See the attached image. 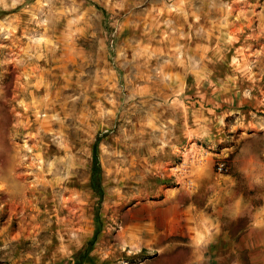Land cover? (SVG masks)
<instances>
[{
  "label": "rangeland",
  "instance_id": "rangeland-1",
  "mask_svg": "<svg viewBox=\"0 0 264 264\" xmlns=\"http://www.w3.org/2000/svg\"><path fill=\"white\" fill-rule=\"evenodd\" d=\"M0 264H264V0H0Z\"/></svg>",
  "mask_w": 264,
  "mask_h": 264
}]
</instances>
